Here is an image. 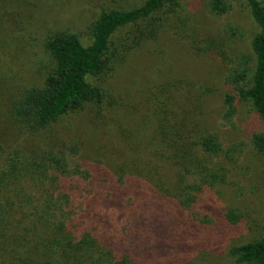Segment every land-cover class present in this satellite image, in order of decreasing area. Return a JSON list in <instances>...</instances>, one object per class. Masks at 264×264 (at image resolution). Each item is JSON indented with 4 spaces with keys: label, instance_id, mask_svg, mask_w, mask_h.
<instances>
[{
    "label": "rangeland",
    "instance_id": "obj_1",
    "mask_svg": "<svg viewBox=\"0 0 264 264\" xmlns=\"http://www.w3.org/2000/svg\"><path fill=\"white\" fill-rule=\"evenodd\" d=\"M144 1L0 0V129L7 124L6 100L41 85L50 70L48 38L70 33L88 46L92 25L102 12L129 10ZM168 1L178 2L177 13L170 15L157 39L131 52L110 77L88 79L106 88L113 107L105 103L98 112L97 107L86 106L59 119L56 149L70 168L78 165L90 174L78 180L79 187L70 186L76 201L84 205L87 222L97 214L106 219L118 216L122 223L126 212L162 206L160 213L172 228L168 233L153 223H139L150 241L169 246L166 257L151 259L153 264H241L230 256V248L259 239L264 226V157L251 144L252 135L264 127L244 101L236 102V114L226 121L224 97L233 90L225 78L243 57L253 67L251 42L259 28L244 1L234 2L222 16L210 12L208 0ZM164 98L168 107L188 118L185 130L192 141L215 135L223 150L208 167L218 166L224 180L200 192L193 190L191 209L161 196L144 176L148 163L170 183L176 181L177 171L160 157L152 141L159 132L152 107ZM23 138L15 136L18 148L25 146ZM39 142L51 145L46 139ZM196 182L197 176L188 177L187 184ZM69 184L70 179L60 181L64 190ZM96 196L98 203L92 202ZM229 211L238 214L234 224L226 219Z\"/></svg>",
    "mask_w": 264,
    "mask_h": 264
},
{
    "label": "trees",
    "instance_id": "obj_2",
    "mask_svg": "<svg viewBox=\"0 0 264 264\" xmlns=\"http://www.w3.org/2000/svg\"><path fill=\"white\" fill-rule=\"evenodd\" d=\"M236 1L246 3L259 32L251 42L253 67L243 57L238 66L227 70L225 80L233 91L224 97V118L230 123L236 114V102L244 101L264 127V3L208 0V8L215 16H222ZM175 6H179L177 1L145 0L129 10L102 12L92 25L93 39L88 46L70 33L47 39L45 49L52 66L42 84L24 88L6 100L7 124L0 129V264H153L151 259L166 257L168 244L150 241L139 224L150 222L168 233L172 228L160 213L161 205L137 214L126 212L122 223L118 216L106 219L97 214L89 222L85 220L84 205L76 201L75 189L70 186L79 187L78 180L90 174L78 165L70 168L67 159L58 156L56 143L61 136L56 125L62 117L86 106L97 107L98 112L105 103L113 107L106 88L92 85L88 79L110 77L131 52L157 39L167 28L170 15L177 13ZM152 110L159 128L152 137L156 143L153 147L177 175L175 184L170 183L165 174L155 170L156 166L153 169L144 163V176L161 196L191 209L193 190L200 192L204 186L224 180L218 166L208 167L223 154L221 143L215 135H200L192 141L186 134L189 130H185L188 118L168 107L166 98ZM16 135L24 137L25 146L18 148ZM41 139L51 145L43 147ZM251 144L264 157V128L252 135ZM189 176H197L198 182L187 184ZM63 178L70 179L65 190L60 186ZM93 199L99 202L98 196ZM226 219L234 224L238 214L229 211ZM229 254L237 263L264 264V226L259 239L232 247Z\"/></svg>",
    "mask_w": 264,
    "mask_h": 264
}]
</instances>
